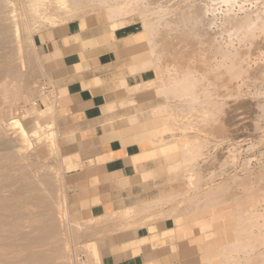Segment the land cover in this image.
<instances>
[{"label": "rangeland", "instance_id": "obj_1", "mask_svg": "<svg viewBox=\"0 0 264 264\" xmlns=\"http://www.w3.org/2000/svg\"><path fill=\"white\" fill-rule=\"evenodd\" d=\"M41 1L0 0V264H98L101 246L164 215L177 218L197 264H264V0H142L108 19L106 7L68 15L57 0ZM73 19L132 28L136 66L157 75L148 86L156 143L172 152L162 196L92 220L69 211L33 44L37 32ZM244 231L251 237L239 240Z\"/></svg>", "mask_w": 264, "mask_h": 264}, {"label": "crops", "instance_id": "obj_2", "mask_svg": "<svg viewBox=\"0 0 264 264\" xmlns=\"http://www.w3.org/2000/svg\"><path fill=\"white\" fill-rule=\"evenodd\" d=\"M130 26L97 30L81 19L34 34L52 107L69 211L98 219L162 196L170 146L156 143L153 68ZM131 122V123H130ZM174 216H155L100 247L98 264H197ZM181 229V230H180Z\"/></svg>", "mask_w": 264, "mask_h": 264}, {"label": "bare ground", "instance_id": "obj_3", "mask_svg": "<svg viewBox=\"0 0 264 264\" xmlns=\"http://www.w3.org/2000/svg\"><path fill=\"white\" fill-rule=\"evenodd\" d=\"M46 1V0H45ZM44 1V2H45ZM49 1V0H48ZM142 0H57L56 1V4H55V9L57 10V11H61V12H64V13H66V14H68V15H75L78 11H80V10H82V9H86V10H91V9H93V8H100V7H106V9H107V11H106V17H107V19H108V17L109 18H111L112 16H114V15H117V14H119V13H121V12H126V11H132L136 6H138L139 4H140V2H141ZM166 1H168V0H166ZM170 1V0H169ZM168 1V2H169ZM40 2H42L43 3V1H41L40 0ZM40 2H39V4H40ZM50 2V1H49ZM48 2V3H49ZM167 2V3H168ZM171 2H172V0H171ZM170 2V3H171ZM174 2H175V0H174ZM37 3V2H36ZM46 3V2H45ZM53 3H55L54 1H53ZM166 3V2H165ZM169 3V4H170ZM160 5L161 4H163V3H159ZM169 4L167 5V4H165L166 5V7H168L169 6ZM164 5V6H165ZM37 6V5H36ZM46 6V5H45ZM173 6V5H172ZM171 6V7H172ZM187 7L189 6V7H192L193 5L192 4H188V5H186ZM38 7H39V5H38ZM176 7V6H175ZM41 8H43V7H41ZM46 8H48V7H46ZM173 8V7H172ZM37 8H35V10H36ZM45 9V8H44ZM31 10H32V8H31ZM39 11V10H38ZM41 11H42V9H41ZM43 12H45V11H43ZM36 13V12H35ZM40 13V12H39ZM49 13V12H48ZM47 13V14H48ZM55 13V12H54ZM63 13V14H64ZM181 13V12H180ZM188 13V12H187ZM43 14V13H42ZM56 14V13H55ZM62 14V15H63ZM44 15V14H43ZM53 14H51V16H52ZM77 15V14H76ZM260 15V14H259ZM49 16V15H48ZM57 16V15H56ZM184 16V15H183ZM186 16V15H185ZM184 16V17H185ZM246 16V15H245ZM34 17H36V16H34ZM40 17V16H39ZM53 17H55V16H53ZM187 18H191L190 17V14L189 15H187L186 16ZM11 18V17H10ZM12 19V18H11ZM48 19H55V18H48ZM188 19V20H189ZM39 20V19H38ZM188 20H186V21H188ZM185 21V20H184ZM49 22V21H48ZM48 22H46V23H48ZM50 22H52V20L50 21ZM165 23V22H164ZM166 24H168V22L166 23ZM163 25H165V24H163ZM163 27H168V26H163ZM212 41H210V43H211ZM205 43V42H204ZM212 45V44H211ZM209 63V62H208ZM142 66V65H141ZM173 82V81H172ZM189 82V84H190V82H191V80L190 81H188ZM182 83L184 84V82L182 81ZM192 83V82H191ZM196 83V82H195ZM195 83H193V84H195ZM177 84V83H176ZM180 84V83H179ZM183 84H181V86H183ZM197 84V83H196ZM195 84V86H198V85H196ZM184 85H186V83L184 84ZM192 85V84H191ZM172 87L174 88H176L177 87V85L176 86H173V83H172ZM171 87V88H172ZM179 87V86H178ZM189 87V86H188ZM169 88V90H170V87H168ZM175 88H174V91H175ZM180 88H182V87H180ZM183 88H184V86H183ZM176 89H178V88H176ZM185 89H186V86H185ZM184 89V90H185ZM188 89V88H187ZM173 89H171L170 90V94H171V91H172ZM179 90V89H178ZM194 90V89H193ZM196 90V89H195ZM191 91V88L188 90V93ZM186 92V91H185ZM192 92H194L195 93V91H192ZM192 92H191V94H192ZM178 94H179V92H177ZM180 93H182V90H180ZM186 95H187V93H185ZM190 94V93H189ZM196 94V93H195ZM194 94V95H195ZM172 95H173V91H172ZM176 94H174V96H175ZM181 96H184V95H182V94H180ZM178 97H181V96H179V95H177ZM176 96V97H177ZM189 96V95H188ZM191 96V95H190ZM196 96H197V94H196ZM175 97V98H176ZM177 97V98H178ZM185 98H186V96H184ZM184 97H181V99L183 100H181L183 103L184 102H186V101H184ZM187 98H189V97H187ZM186 98V100L188 101V99ZM192 98H196L195 96L194 97H192ZM190 99H191V97H190ZM189 99V101L191 102V100H193V99H191L190 100ZM175 100V99H174ZM178 100H179V98H178ZM177 100V101H178ZM195 100V99H194ZM180 101V102H181ZM189 102V103H190ZM187 103V102H186ZM190 106V105H189ZM183 109V108H182ZM181 109V111H183V113L185 112V114L187 113V112H189L188 111V109L187 110H185L184 111V109L182 110ZM190 110V109H189ZM181 111H179V112H181ZM187 111V112H186ZM183 113H182V116L184 117L185 116V114L183 115ZM179 114V113H178ZM187 116V115H186ZM192 116V115H191ZM179 118H180V116H179ZM12 123L14 122V121H11ZM18 123V125L16 124L15 125V123H14V127H17L18 129H20L22 132V136H24V134H25V131H24V129L22 128V124H21V122H17ZM131 123V122H130ZM181 124H182V122H181ZM178 125V126H182V125ZM184 125V124H183ZM183 128H185V127H183ZM19 130V131H20ZM185 130V129H184ZM20 133V134H21ZM189 137V136H188ZM191 137V136H190ZM194 138V137H193ZM191 139H192V137H191ZM190 139V140H191ZM26 141V140H25ZM189 141V140H188ZM182 143V142H181ZM181 143H179V145L181 144ZM183 144V143H182ZM179 145H178V147H179ZM185 145V144H184ZM187 145H188V142H187ZM26 146V145H25ZM181 146V145H180ZM184 148L185 147H183V150H184ZM180 149H182V148H180ZM183 150H179V151H181L182 152V155H183ZM185 153V152H184ZM186 154V153H185ZM184 154V155H185ZM183 157V156H182ZM185 157V156H184ZM175 161V160H174ZM173 161V162H174ZM171 163V162H170ZM174 163H176V162H174ZM172 164L173 166L175 165V164ZM170 165V164H169ZM207 198H210V199H212L211 197H207ZM198 201V200H197ZM63 210V209H62ZM200 216V215H199ZM190 217V216H189ZM184 218V217H183ZM199 219V218H198ZM261 226V225H260ZM248 237H251V235H250V233L249 232H247V231H244V232H242L240 235H238V239L240 240V239H245V238H248ZM215 243H216V241H215ZM201 246V245H200ZM206 246V245H205ZM203 247V246H202ZM209 247H210V245H209ZM216 247V246H215ZM208 249V248H207ZM211 250V249H210ZM213 250V249H212ZM224 260V259H223Z\"/></svg>", "mask_w": 264, "mask_h": 264}]
</instances>
